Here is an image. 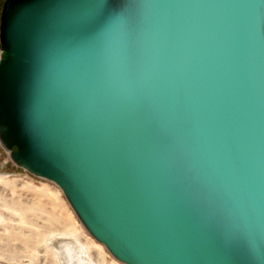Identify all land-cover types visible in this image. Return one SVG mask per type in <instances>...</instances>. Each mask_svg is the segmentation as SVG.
Segmentation results:
<instances>
[{
    "label": "water",
    "instance_id": "obj_1",
    "mask_svg": "<svg viewBox=\"0 0 264 264\" xmlns=\"http://www.w3.org/2000/svg\"><path fill=\"white\" fill-rule=\"evenodd\" d=\"M0 143L124 264H264V0H5Z\"/></svg>",
    "mask_w": 264,
    "mask_h": 264
},
{
    "label": "rangeland",
    "instance_id": "obj_2",
    "mask_svg": "<svg viewBox=\"0 0 264 264\" xmlns=\"http://www.w3.org/2000/svg\"><path fill=\"white\" fill-rule=\"evenodd\" d=\"M0 214V264H124L87 231L56 183L18 167L1 143Z\"/></svg>",
    "mask_w": 264,
    "mask_h": 264
},
{
    "label": "bare ground",
    "instance_id": "obj_3",
    "mask_svg": "<svg viewBox=\"0 0 264 264\" xmlns=\"http://www.w3.org/2000/svg\"><path fill=\"white\" fill-rule=\"evenodd\" d=\"M22 208H24V207H22ZM9 209V208H8ZM16 212V211H15ZM9 219V218H8ZM5 220H7V217L4 215V214H0V221L2 222H4ZM7 222V221H6ZM118 261V260H117ZM117 263V262H116Z\"/></svg>",
    "mask_w": 264,
    "mask_h": 264
},
{
    "label": "flooded vegetation",
    "instance_id": "obj_4",
    "mask_svg": "<svg viewBox=\"0 0 264 264\" xmlns=\"http://www.w3.org/2000/svg\"><path fill=\"white\" fill-rule=\"evenodd\" d=\"M5 2V1H4ZM1 1H0V25H1V14H2V9H3V6H1ZM4 5V3L2 4Z\"/></svg>",
    "mask_w": 264,
    "mask_h": 264
}]
</instances>
